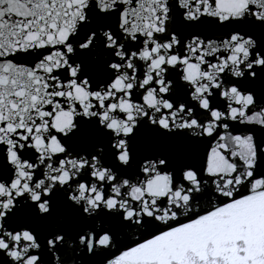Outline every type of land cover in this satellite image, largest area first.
<instances>
[{
  "label": "snow or ice",
  "instance_id": "obj_1",
  "mask_svg": "<svg viewBox=\"0 0 264 264\" xmlns=\"http://www.w3.org/2000/svg\"><path fill=\"white\" fill-rule=\"evenodd\" d=\"M0 264H264V0H0Z\"/></svg>",
  "mask_w": 264,
  "mask_h": 264
}]
</instances>
